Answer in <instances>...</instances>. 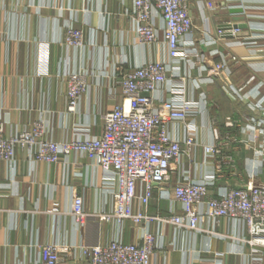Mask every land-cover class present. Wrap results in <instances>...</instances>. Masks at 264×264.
Instances as JSON below:
<instances>
[{
	"label": "crops",
	"instance_id": "crops-1",
	"mask_svg": "<svg viewBox=\"0 0 264 264\" xmlns=\"http://www.w3.org/2000/svg\"><path fill=\"white\" fill-rule=\"evenodd\" d=\"M189 2L194 37L206 66L223 58L230 70L222 78L225 88L220 79L188 87L187 98L198 104L193 120L198 145L192 158L203 160L202 145L212 140L213 129L224 133L226 119L234 120L232 132L240 140L235 145L240 174L232 177L225 169L214 190L234 187L249 180L243 171L256 165L255 149L262 143L258 133L264 130V0ZM132 8L133 0H0V120L5 132L28 129L41 120L52 139H68L74 126H87L91 136H99L103 115L122 100L118 69L167 59L161 30L156 44L134 40ZM238 19L247 27L235 36L225 30L217 41L218 26ZM155 22L161 25L158 16ZM69 24L84 31L83 47L63 44ZM201 37L211 42L205 45ZM187 69L183 62L181 72ZM78 71L86 73L90 87L77 111L69 114L65 75ZM190 74L196 78L198 71L194 68ZM182 131L180 127L177 133L182 135ZM183 162L194 176L197 169L189 158ZM177 177V171L171 173V186ZM109 181L110 176L82 157H63L47 164L34 162L16 149L12 168L0 164V264H38L39 246L45 243L90 246L107 244L118 236L127 243L139 242L143 224L125 221L119 226L102 217L112 209ZM74 196L82 198L88 214L81 224L70 214ZM172 205L176 213L181 212L177 202L170 204L155 193L147 213L167 218ZM133 207L138 209L136 202ZM202 226L208 232L150 222L146 229L157 236L150 264L249 263L245 228L223 219Z\"/></svg>",
	"mask_w": 264,
	"mask_h": 264
},
{
	"label": "built area",
	"instance_id": "built-area-1",
	"mask_svg": "<svg viewBox=\"0 0 264 264\" xmlns=\"http://www.w3.org/2000/svg\"><path fill=\"white\" fill-rule=\"evenodd\" d=\"M129 15L134 40L139 44H156L160 30L163 32L166 61L150 60L118 69L122 100L103 115L99 136H91L87 126H74L68 139H52L48 136V125L41 120L33 122L28 129L6 133L0 120V164L5 162L12 168L16 149L34 162L47 164L69 156L87 159L111 177L107 185L112 209L102 217L114 220L119 226L125 221L143 224L145 229L135 243L124 242L119 236L107 244L90 246L45 243L39 246L38 264H150L157 247V236L146 229L150 222L157 220L208 232L202 226L204 222L214 224L220 219L245 228L248 237L243 241L250 249L248 264H264V130L258 133L262 143L255 149L256 165L243 171L249 180L214 190L225 169L230 170L232 177L240 174L236 163L239 149L235 147L240 140L232 132L236 122L227 118L224 127L228 130L224 133L213 129L212 140L202 145L203 160L195 161L192 156L198 142L193 120L198 104L186 95L189 86L200 87L215 79H220L224 87L223 75L230 70L223 58L206 66V58L194 37L196 26L189 0H133ZM157 16L161 25L155 22ZM229 32L235 36L239 29ZM225 34L218 26L216 40ZM201 38L205 45L211 42L208 37ZM63 44L83 47L84 31L66 25ZM183 62L188 69L181 72ZM194 68L198 71L196 78L190 74ZM65 84L67 112L73 114L90 85L86 73L80 71L67 73ZM226 89L234 91L229 86ZM180 127H183L182 135L177 133ZM185 157L197 169L194 176L184 168ZM174 171L178 177L171 186L169 181ZM155 193L170 204L177 202L181 212L176 213L172 205L167 218L149 215L147 208ZM135 202L137 210L133 207ZM70 214L78 224L88 217L81 197H73Z\"/></svg>",
	"mask_w": 264,
	"mask_h": 264
},
{
	"label": "water",
	"instance_id": "water-1",
	"mask_svg": "<svg viewBox=\"0 0 264 264\" xmlns=\"http://www.w3.org/2000/svg\"><path fill=\"white\" fill-rule=\"evenodd\" d=\"M241 19L235 20L236 22L233 24H222L220 25L222 30H231V29H242L246 28L247 24L246 23H240ZM243 20V19H242Z\"/></svg>",
	"mask_w": 264,
	"mask_h": 264
},
{
	"label": "bare ground",
	"instance_id": "bare-ground-1",
	"mask_svg": "<svg viewBox=\"0 0 264 264\" xmlns=\"http://www.w3.org/2000/svg\"><path fill=\"white\" fill-rule=\"evenodd\" d=\"M227 23V22H226Z\"/></svg>",
	"mask_w": 264,
	"mask_h": 264
}]
</instances>
